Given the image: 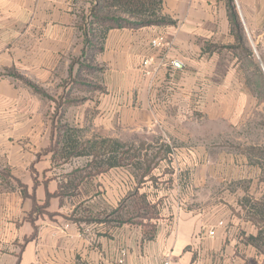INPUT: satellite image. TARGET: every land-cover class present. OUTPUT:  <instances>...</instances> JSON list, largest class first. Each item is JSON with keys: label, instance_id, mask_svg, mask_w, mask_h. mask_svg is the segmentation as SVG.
Returning a JSON list of instances; mask_svg holds the SVG:
<instances>
[{"label": "crops", "instance_id": "1", "mask_svg": "<svg viewBox=\"0 0 264 264\" xmlns=\"http://www.w3.org/2000/svg\"><path fill=\"white\" fill-rule=\"evenodd\" d=\"M234 3L247 37L264 47V0ZM91 6L92 0H0V264H118L121 249V264H162L166 255L169 264L226 260L244 238L256 235L257 224L241 205L197 201L191 181L207 173H191V157L158 158L183 167L162 176L141 174L150 175L149 182L167 176L172 182L155 187L136 183L123 165L66 174L54 167L59 152L48 149L59 125L31 85L47 91L69 76L71 63L73 77L75 66L79 75ZM160 15L174 22L111 28L102 49L84 61L89 70L99 67L88 92L95 93L92 124L106 132H167L172 142L159 144L168 152L186 147L193 110L213 101L224 111L228 101L250 96L237 49L230 48L236 43L227 0H163ZM159 35L165 44L152 47ZM148 58L152 66L145 73ZM78 78L73 84H81ZM198 91L203 101L196 100ZM79 117L76 129L82 128ZM140 195L155 209L141 223L134 211Z\"/></svg>", "mask_w": 264, "mask_h": 264}, {"label": "rangeland", "instance_id": "2", "mask_svg": "<svg viewBox=\"0 0 264 264\" xmlns=\"http://www.w3.org/2000/svg\"><path fill=\"white\" fill-rule=\"evenodd\" d=\"M246 38L253 52V63H250L240 50L235 51V55H238L240 61L238 69L250 98L230 100L224 111L217 109L213 101L209 103L208 108L193 110L190 115L191 134L183 149L173 146L167 152L162 148L160 141L170 140L172 142V137L167 132L159 131L142 135L140 129L132 130V128L127 131L106 132L99 128L102 126L101 123L97 126L92 124L88 118L89 100H94L95 93L88 92L90 79L99 75V67L93 70L85 69L84 67L91 63L85 62L84 59H78V62L83 65L78 76L75 73L77 70L75 66L74 77L72 69L68 77L65 71L66 78L58 84L50 85L47 91L41 86L36 85V87L48 95V97L42 95V100L49 104L48 118L53 122L57 121L60 127L65 125L69 128H78L74 126L75 120L80 119L79 116L82 115V128L77 130L78 141L100 142L101 139H111L109 137L113 140L114 138L122 140L124 144L122 150L127 152L125 165H123L125 166L124 171L133 175L136 183L141 185L144 182V186L151 187H155V183L157 185L166 183L168 186L171 182L166 181L168 176L159 182L155 179L149 182L150 175L143 179L141 174L147 172V169L151 170L150 174L156 173L161 176L163 173L177 172L183 166L174 164V160L170 163V160L160 159V161L158 158L166 159L165 157L170 154V157L175 159L183 155L192 158L193 163L187 165L191 173L194 175L202 171L207 173L203 180L197 176L193 182L191 181V194L196 197L197 201L202 199L201 201L207 202L210 207L244 205L248 212H253L255 211L254 206L258 205L256 203L264 202V47L256 43L255 39L250 40L247 35ZM77 77L81 84H73ZM195 94L197 101H203L201 91ZM77 124L79 125V122ZM111 133L113 136H108ZM144 140L149 142L147 146L142 147L141 142ZM82 147H85V150H91L88 146L82 145ZM96 149L103 151L100 145H97ZM106 155H99L96 150L92 151V154L69 155L68 157L59 153L53 165L59 174L72 171L99 172L104 167L103 162ZM152 212L145 199L140 198V215H148ZM248 216L253 217L251 221H254L257 227L263 225L260 213L256 212V216L252 214ZM247 245L246 238H244L240 247L233 248L229 258L225 260L218 256L217 259H213V262L216 264H264V244L251 245L252 247Z\"/></svg>", "mask_w": 264, "mask_h": 264}, {"label": "trees", "instance_id": "3", "mask_svg": "<svg viewBox=\"0 0 264 264\" xmlns=\"http://www.w3.org/2000/svg\"><path fill=\"white\" fill-rule=\"evenodd\" d=\"M162 1L163 0H92L90 10L91 20L89 24L90 27L88 29L89 33H84L82 57L86 60L92 61L93 55L102 49V41L106 32L111 28H139L147 25L173 23L174 21L169 17L160 15ZM227 7L231 32L234 35L236 43L230 48L240 50L244 56L249 59L250 63H253V52L247 42L245 31L234 0H227ZM93 25L97 27L95 31H93ZM84 68L86 69L87 67L85 66ZM71 69L72 63L69 65V73H71ZM31 87L36 93L48 97V95L44 94L35 85H31ZM78 103L79 102H77V104ZM67 127L68 126L65 127V125L63 127L58 126L59 132L56 136V142L54 145H51L48 150H58L61 155L64 154L66 157L69 155L92 154V151L95 150L99 155L107 154L106 159L103 162L104 167L102 170H104V168L125 165L124 161L126 160L125 155H127V152L122 150L124 148V144L112 139H101L100 142H92L88 140L78 141V129ZM109 142L110 144H107ZM82 145L88 146L91 150H85V147H82ZM97 145L103 147V151H99L101 148L97 150ZM97 165L100 164L97 163ZM47 197H49V194H47ZM140 198L145 199L143 195H140ZM140 198H138L137 203L134 204V211L139 213ZM32 200V211L35 212L38 209V205L34 196H32ZM145 202L149 205L153 212L148 215H140V223L142 222L141 219L143 217L152 216L155 210L154 205L148 203L146 199ZM46 204L47 201L44 206ZM256 204L258 205L254 206L255 211L250 213L253 216H256V212L260 213V219L263 225L258 227L256 235H250L246 238V243L254 246L264 244V202ZM242 207L246 209L244 205ZM246 211L248 210L246 209Z\"/></svg>", "mask_w": 264, "mask_h": 264}, {"label": "built area", "instance_id": "4", "mask_svg": "<svg viewBox=\"0 0 264 264\" xmlns=\"http://www.w3.org/2000/svg\"><path fill=\"white\" fill-rule=\"evenodd\" d=\"M165 41L166 40H165L164 36L163 35H159V36L155 37L154 39H152L150 44H151L152 47H160L161 45L165 44ZM142 65L145 68V73L150 72L149 70H147V68L152 66L151 59L148 58V59L143 60ZM221 223L222 222L220 221L219 224H221ZM208 232H209L210 235H213L214 234V229L212 228ZM124 256H125V250L121 249L120 250V257L118 259V264L123 263ZM169 262H170L169 256L166 255V258L164 259L162 264H169Z\"/></svg>", "mask_w": 264, "mask_h": 264}, {"label": "water", "instance_id": "5", "mask_svg": "<svg viewBox=\"0 0 264 264\" xmlns=\"http://www.w3.org/2000/svg\"><path fill=\"white\" fill-rule=\"evenodd\" d=\"M180 63L177 62V65H179Z\"/></svg>", "mask_w": 264, "mask_h": 264}]
</instances>
